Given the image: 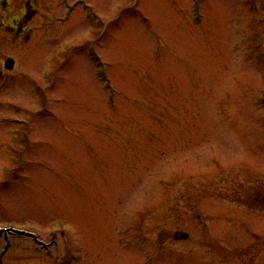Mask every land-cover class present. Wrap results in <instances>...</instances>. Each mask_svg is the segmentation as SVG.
Returning a JSON list of instances; mask_svg holds the SVG:
<instances>
[{
    "label": "rangeland",
    "instance_id": "rangeland-1",
    "mask_svg": "<svg viewBox=\"0 0 264 264\" xmlns=\"http://www.w3.org/2000/svg\"><path fill=\"white\" fill-rule=\"evenodd\" d=\"M27 1L30 40L0 39V264H264L240 203L264 202V0L0 7Z\"/></svg>",
    "mask_w": 264,
    "mask_h": 264
},
{
    "label": "flooded vegetation",
    "instance_id": "flooded-vegetation-1",
    "mask_svg": "<svg viewBox=\"0 0 264 264\" xmlns=\"http://www.w3.org/2000/svg\"><path fill=\"white\" fill-rule=\"evenodd\" d=\"M60 1L62 3V0ZM0 8L1 11L5 10L4 13H1L0 39H3L6 42L30 40L32 32V26L30 23L34 18V15H36V9H34L33 3L27 1L25 3V10L16 16H11L6 13L9 10L3 5H1ZM6 59L7 58H3V60L0 61V65H4Z\"/></svg>",
    "mask_w": 264,
    "mask_h": 264
},
{
    "label": "water",
    "instance_id": "water-1",
    "mask_svg": "<svg viewBox=\"0 0 264 264\" xmlns=\"http://www.w3.org/2000/svg\"><path fill=\"white\" fill-rule=\"evenodd\" d=\"M14 62H15L14 59L7 60V67L8 68H12L14 66ZM183 236L184 237H187L188 236V233H184Z\"/></svg>",
    "mask_w": 264,
    "mask_h": 264
}]
</instances>
